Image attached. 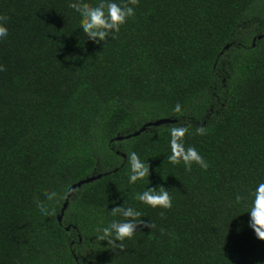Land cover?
Masks as SVG:
<instances>
[{"label": "trees", "instance_id": "16d2710c", "mask_svg": "<svg viewBox=\"0 0 264 264\" xmlns=\"http://www.w3.org/2000/svg\"><path fill=\"white\" fill-rule=\"evenodd\" d=\"M68 4L0 0V264H264L247 212L264 182V0H138L104 44L81 33ZM161 118L175 122L115 139ZM179 126L206 170L169 163ZM131 151L149 163L136 184ZM97 175L59 224L68 188ZM148 186L165 187L172 207L136 201ZM122 203L155 227L138 225L120 250L96 236L124 219L111 214Z\"/></svg>", "mask_w": 264, "mask_h": 264}, {"label": "clouds", "instance_id": "9594fccd", "mask_svg": "<svg viewBox=\"0 0 264 264\" xmlns=\"http://www.w3.org/2000/svg\"><path fill=\"white\" fill-rule=\"evenodd\" d=\"M137 4L138 0H96L95 3H89L87 0H69L68 7L79 17L81 33L95 44L101 42L104 44L109 41V38L114 39L121 26L135 16ZM8 31L6 17H0V40L8 36ZM0 70H3L2 66H0ZM181 111V105L177 103L173 112L181 113ZM187 131L188 129L183 126L170 129L168 144L171 154L168 155L167 159L173 165L182 162L188 170L191 169L193 164L206 170L209 166L208 162L197 149L193 146L185 147L183 138ZM196 131L198 135L205 134L203 128H198ZM127 161L129 184H136L137 181H142L149 176V163L142 160L137 152L127 153ZM251 195L252 201L247 211L250 217L248 226L254 231L258 239L264 240V182L256 184ZM56 198V191H49L43 195L44 201H54ZM240 199V196L236 197L237 202ZM135 200L154 209H170L173 204L169 191L165 187L157 188V186H148L137 192ZM35 207L41 217L52 215L48 205L43 202L37 201ZM111 214L114 216L119 214L124 219H113L106 226L99 227L96 239L106 241L114 247H119L120 250H123L125 239L130 240L133 238L138 225H143L149 229L155 227L154 224L141 220L143 213L134 206H124L122 203L113 207Z\"/></svg>", "mask_w": 264, "mask_h": 264}, {"label": "water", "instance_id": "95a60500", "mask_svg": "<svg viewBox=\"0 0 264 264\" xmlns=\"http://www.w3.org/2000/svg\"><path fill=\"white\" fill-rule=\"evenodd\" d=\"M258 39H261L262 36H258L257 37ZM256 40V38L253 40V45H254V41ZM175 122V120H171L169 118H161V119H158V120H155V121H152V122H148L146 123L144 126H142L139 130H137L136 132L128 135V136H117L115 139L117 141L119 140H122L124 138L126 139H129L131 137H136L138 136L140 133L144 132L146 130V128L150 127V126H160V125H163V124H167V123H173ZM101 178V175H97V176H91V177H87L83 180H80L74 184H72L68 190H67V193H66V198H65V201L63 203V206H62V209H61V212L60 214L57 216V220H58V223L61 224V221H62V218H63V215H64V212L69 204V201H70V198L72 197L73 195V191L78 188V187H81L83 184H87V183H90V182H93L97 179H100ZM69 226L66 227V230H69Z\"/></svg>", "mask_w": 264, "mask_h": 264}]
</instances>
